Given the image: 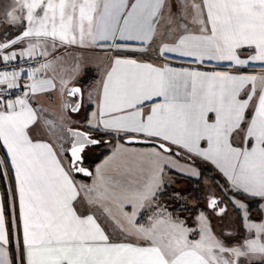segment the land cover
Returning <instances> with one entry per match:
<instances>
[{
	"label": "snow or ice",
	"instance_id": "snow-or-ice-1",
	"mask_svg": "<svg viewBox=\"0 0 264 264\" xmlns=\"http://www.w3.org/2000/svg\"><path fill=\"white\" fill-rule=\"evenodd\" d=\"M0 264H264V0H0Z\"/></svg>",
	"mask_w": 264,
	"mask_h": 264
},
{
	"label": "crops",
	"instance_id": "crops-1",
	"mask_svg": "<svg viewBox=\"0 0 264 264\" xmlns=\"http://www.w3.org/2000/svg\"><path fill=\"white\" fill-rule=\"evenodd\" d=\"M205 171H207V173L204 172V176H205V178H210V177H212V176H217V174H216L215 172H212V171L208 170L207 168L205 169ZM218 178H219V177H218ZM183 184H185V185H184L185 187L188 186L186 182H183ZM181 185H182V184H181ZM181 187H182V186H181Z\"/></svg>",
	"mask_w": 264,
	"mask_h": 264
},
{
	"label": "trees",
	"instance_id": "trees-1",
	"mask_svg": "<svg viewBox=\"0 0 264 264\" xmlns=\"http://www.w3.org/2000/svg\"><path fill=\"white\" fill-rule=\"evenodd\" d=\"M192 187H196V184H195V182H194V181H193Z\"/></svg>",
	"mask_w": 264,
	"mask_h": 264
},
{
	"label": "rangeland",
	"instance_id": "rangeland-1",
	"mask_svg": "<svg viewBox=\"0 0 264 264\" xmlns=\"http://www.w3.org/2000/svg\"><path fill=\"white\" fill-rule=\"evenodd\" d=\"M205 172L207 173V171H205ZM184 185H185V184L182 183V185H180V186L185 187Z\"/></svg>",
	"mask_w": 264,
	"mask_h": 264
}]
</instances>
